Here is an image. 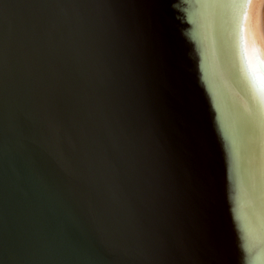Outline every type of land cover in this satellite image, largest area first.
I'll return each instance as SVG.
<instances>
[{
  "label": "water",
  "instance_id": "obj_1",
  "mask_svg": "<svg viewBox=\"0 0 264 264\" xmlns=\"http://www.w3.org/2000/svg\"><path fill=\"white\" fill-rule=\"evenodd\" d=\"M232 108L204 0H0V264H264Z\"/></svg>",
  "mask_w": 264,
  "mask_h": 264
},
{
  "label": "bare ground",
  "instance_id": "obj_2",
  "mask_svg": "<svg viewBox=\"0 0 264 264\" xmlns=\"http://www.w3.org/2000/svg\"><path fill=\"white\" fill-rule=\"evenodd\" d=\"M244 3V9H234L204 0V8L214 67L233 105L234 200L247 220L253 248L264 259V192L250 181L248 159L249 124L264 122V0Z\"/></svg>",
  "mask_w": 264,
  "mask_h": 264
},
{
  "label": "snow or ice",
  "instance_id": "obj_3",
  "mask_svg": "<svg viewBox=\"0 0 264 264\" xmlns=\"http://www.w3.org/2000/svg\"><path fill=\"white\" fill-rule=\"evenodd\" d=\"M209 3L234 9L246 7L244 0H209ZM249 136L253 145L248 156L250 165H253L249 169V178L255 186L259 187L261 192H264V122H261L258 127L250 122Z\"/></svg>",
  "mask_w": 264,
  "mask_h": 264
}]
</instances>
